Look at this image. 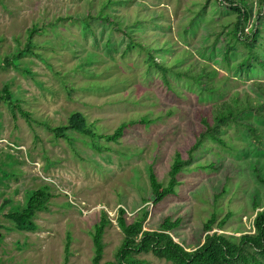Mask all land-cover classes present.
I'll use <instances>...</instances> for the list:
<instances>
[{
  "label": "rangeland",
  "instance_id": "rangeland-1",
  "mask_svg": "<svg viewBox=\"0 0 264 264\" xmlns=\"http://www.w3.org/2000/svg\"><path fill=\"white\" fill-rule=\"evenodd\" d=\"M239 1L261 16L256 42L236 38L238 11L218 0H0V264H63L69 237L68 264H93L103 211L102 264L115 260L121 207L130 220L146 206L145 230L182 217L172 235L189 250L214 215L230 216L212 232L253 233L264 209V4ZM227 104L237 118L218 126ZM77 111L98 134L126 131L114 142L49 128ZM177 153V193L154 206L150 169L168 183ZM46 185L38 228L15 227L7 214Z\"/></svg>",
  "mask_w": 264,
  "mask_h": 264
},
{
  "label": "trees",
  "instance_id": "trees-1",
  "mask_svg": "<svg viewBox=\"0 0 264 264\" xmlns=\"http://www.w3.org/2000/svg\"><path fill=\"white\" fill-rule=\"evenodd\" d=\"M261 4H264V0H261ZM238 11V22L236 25L235 36L240 27L249 17L251 13V7H246L244 4L236 6H230ZM244 10V11H243ZM262 12V11H261ZM260 12V13H261ZM260 24L261 16L258 18ZM259 34V30L256 31V35L250 40L256 42V37ZM164 71H167L168 67L160 65ZM178 75L185 74L189 77L196 78L200 81L201 78L196 77L190 73L189 69L182 68L173 69ZM10 92L7 91L9 96ZM13 105L15 103L12 102ZM228 108L225 111H221L217 116V125L225 124L226 120L230 117H236L235 112L231 108V104H227ZM237 112V110H236ZM143 121H147L143 119ZM128 123L123 122L118 126L114 132L106 134L96 133L88 124L86 117L83 113L77 111L74 112L68 119V123L64 126H49L58 136H61V130L65 128L75 129L83 134L89 135L93 138L101 137L108 141L118 142L124 135ZM248 128L254 134L257 131L256 127L247 124ZM258 138V136H256ZM212 138L218 142L223 143L222 138L212 133ZM184 166V161L180 153H177L175 162L170 170V180L168 183L162 182L153 168L150 169V183L152 188V198L154 206L161 203L166 197L176 195L177 186L179 185L177 176L181 172ZM259 180L264 183V176L258 175ZM53 194L50 188L42 186L34 190L26 204L21 210L13 211L7 216L12 220L15 227L18 229L36 230L38 224L35 221V217L40 211L50 210V201ZM148 201V200H146ZM258 204H255L257 207ZM150 214L149 209L145 206L136 211L128 219L127 211L124 207H121L118 211V224L124 232L125 236L122 244L116 252V259L107 261L103 264H145L147 259L140 257L144 253H152L158 258L165 259L172 264H264V209L257 212L254 220L255 232L244 233L241 236L227 235L225 233H218L212 231L215 226L222 229L230 215H227L219 222L214 215L209 218L203 226L205 233V241L199 244L194 249L189 250L181 242L177 241L172 232L182 225V217L172 219L171 217H165L158 228L152 230H145L144 225ZM110 223V219L105 211L102 212L101 219L95 225L93 232L94 242V257L93 264H102V259L105 253L104 235L106 227ZM0 224V233H1ZM70 237L67 240L65 246V258L63 264H68L70 260Z\"/></svg>",
  "mask_w": 264,
  "mask_h": 264
},
{
  "label": "built area",
  "instance_id": "built-area-1",
  "mask_svg": "<svg viewBox=\"0 0 264 264\" xmlns=\"http://www.w3.org/2000/svg\"><path fill=\"white\" fill-rule=\"evenodd\" d=\"M218 1L220 4H222L224 6H236V5L240 4L239 0H218ZM260 14H262V13H260ZM257 30H259L258 19L255 20L254 18H252V15H249L247 20L244 21L243 26L240 27L239 31L237 32V36L241 40H247V39L251 40L256 35ZM261 210H263V208L258 209V211H261ZM257 212H256L255 216L251 218L252 219L251 221L253 224V229H252L253 231H251V232H255L254 220H255V217L257 215ZM245 220L247 221L248 217H245ZM212 231H210V233H213ZM214 232H217V231H214Z\"/></svg>",
  "mask_w": 264,
  "mask_h": 264
}]
</instances>
